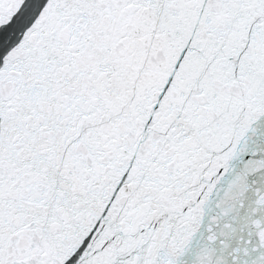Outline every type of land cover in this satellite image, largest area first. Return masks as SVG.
<instances>
[{
	"label": "snow or ice",
	"instance_id": "1",
	"mask_svg": "<svg viewBox=\"0 0 264 264\" xmlns=\"http://www.w3.org/2000/svg\"><path fill=\"white\" fill-rule=\"evenodd\" d=\"M0 264H264V0H0Z\"/></svg>",
	"mask_w": 264,
	"mask_h": 264
}]
</instances>
